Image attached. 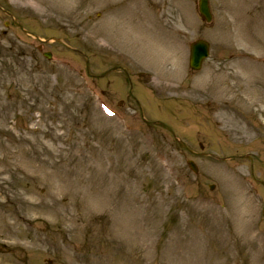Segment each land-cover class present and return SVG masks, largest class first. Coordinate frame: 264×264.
Segmentation results:
<instances>
[{
	"label": "rangeland",
	"instance_id": "1",
	"mask_svg": "<svg viewBox=\"0 0 264 264\" xmlns=\"http://www.w3.org/2000/svg\"><path fill=\"white\" fill-rule=\"evenodd\" d=\"M208 2L0 0V264H264V0Z\"/></svg>",
	"mask_w": 264,
	"mask_h": 264
},
{
	"label": "water",
	"instance_id": "2",
	"mask_svg": "<svg viewBox=\"0 0 264 264\" xmlns=\"http://www.w3.org/2000/svg\"><path fill=\"white\" fill-rule=\"evenodd\" d=\"M199 14L206 20L210 21V14L208 10L207 0H200L199 2ZM208 55V44L203 41H197L190 46V69L196 71L201 67L203 59ZM163 126V125H161ZM191 170L196 173L197 169L195 166L189 162L188 163Z\"/></svg>",
	"mask_w": 264,
	"mask_h": 264
},
{
	"label": "bare ground",
	"instance_id": "3",
	"mask_svg": "<svg viewBox=\"0 0 264 264\" xmlns=\"http://www.w3.org/2000/svg\"><path fill=\"white\" fill-rule=\"evenodd\" d=\"M143 14H144V18L145 19H147L148 21H150V17H151V14H150V12H148V11H144L143 12ZM109 16H111V15H113V14H108ZM112 17H117V18H114V19H112L113 20V22H119V20H121V18L120 17H118V16H116V15H114V16H112ZM153 22H155V21H153ZM152 21H151V24L153 23ZM145 27V26H144ZM143 33H145V34H148V33H150L149 31H147L146 30V32L145 31H143ZM141 36V39L140 40H142V39H144L145 38V36L144 35H140ZM145 40H146V38H145ZM163 51L165 52V49H163ZM162 51V52H163ZM140 57V59L142 60V62H149V63H152L153 65H155V61H157L156 59H160V60H164L165 62H168L169 61V56H139ZM232 203V202H231Z\"/></svg>",
	"mask_w": 264,
	"mask_h": 264
}]
</instances>
